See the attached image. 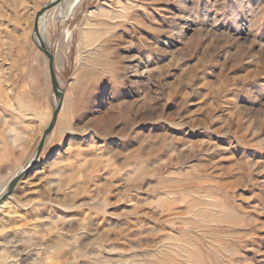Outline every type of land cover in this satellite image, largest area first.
<instances>
[{"label": "rangeland", "instance_id": "rangeland-1", "mask_svg": "<svg viewBox=\"0 0 264 264\" xmlns=\"http://www.w3.org/2000/svg\"><path fill=\"white\" fill-rule=\"evenodd\" d=\"M48 1L0 0V194L58 102ZM65 6L0 264H264V0Z\"/></svg>", "mask_w": 264, "mask_h": 264}, {"label": "water", "instance_id": "water-1", "mask_svg": "<svg viewBox=\"0 0 264 264\" xmlns=\"http://www.w3.org/2000/svg\"><path fill=\"white\" fill-rule=\"evenodd\" d=\"M62 0H49L48 2H46L41 9L37 12L36 16H35V20H34V27H33V34H34V43L37 46V48L43 52L45 54V56L47 57V63H48V72H49V76H50V80H51V85H52V89L54 94L58 97V102L57 105L55 106L50 122L49 124L46 126V128L43 131V134L36 146V149L30 159V161L24 165L10 180L9 183L7 185L6 190L0 194V202L6 198L8 195H10V193L12 192L14 186L16 185V183L18 182V180L24 175V173H26L28 171V169H30L31 167L34 166V164L36 163V160L38 159V156L41 152L44 140L46 135L52 130L55 121H56V117L58 114V111L60 109L61 103H62V97H63V90L60 88L57 80H56V75L54 72V67H53V59H54V55L53 52L50 50V48H48L43 41L40 39V34H39V29H38V21L39 18L41 17V15L43 13H45L47 10H49L53 5L60 3Z\"/></svg>", "mask_w": 264, "mask_h": 264}, {"label": "bare ground", "instance_id": "bare-ground-1", "mask_svg": "<svg viewBox=\"0 0 264 264\" xmlns=\"http://www.w3.org/2000/svg\"><path fill=\"white\" fill-rule=\"evenodd\" d=\"M65 3H66V6L64 8V14H68L70 12H73L77 6H79V4L81 3V0H63ZM59 4V3H58ZM58 4H55L53 5L51 8H50V14L46 17H49V18H52L54 19V15H53V11H54V8H56L58 6ZM48 11V10H47ZM43 13L41 16L42 18L45 17L46 13ZM42 20L39 18V21H38V25L41 24ZM45 22V19L43 21V23ZM47 24V23H46ZM44 30V27L42 28V30L40 32H42ZM66 34V32H65ZM61 40V39H60ZM63 42V41H62ZM62 46V45H61ZM55 60H56V63L59 64V57H58V54H56V57H55ZM52 116V115H51ZM2 186L3 184L0 183V190L2 189ZM5 186V185H4ZM5 201V200H4ZM4 201H2L0 203V206H2V203H4Z\"/></svg>", "mask_w": 264, "mask_h": 264}]
</instances>
